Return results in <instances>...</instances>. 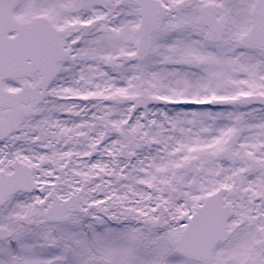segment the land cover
Instances as JSON below:
<instances>
[{
  "label": "snow or ice",
  "instance_id": "snow-or-ice-1",
  "mask_svg": "<svg viewBox=\"0 0 264 264\" xmlns=\"http://www.w3.org/2000/svg\"><path fill=\"white\" fill-rule=\"evenodd\" d=\"M0 264H264V0H0Z\"/></svg>",
  "mask_w": 264,
  "mask_h": 264
}]
</instances>
